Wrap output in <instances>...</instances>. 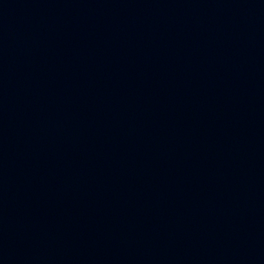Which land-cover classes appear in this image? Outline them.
<instances>
[{
	"label": "water",
	"instance_id": "95a60500",
	"mask_svg": "<svg viewBox=\"0 0 264 264\" xmlns=\"http://www.w3.org/2000/svg\"><path fill=\"white\" fill-rule=\"evenodd\" d=\"M0 264H264V0H0Z\"/></svg>",
	"mask_w": 264,
	"mask_h": 264
}]
</instances>
